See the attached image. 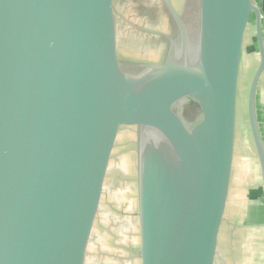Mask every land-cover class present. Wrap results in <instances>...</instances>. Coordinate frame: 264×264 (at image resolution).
<instances>
[{
	"label": "water",
	"instance_id": "1",
	"mask_svg": "<svg viewBox=\"0 0 264 264\" xmlns=\"http://www.w3.org/2000/svg\"><path fill=\"white\" fill-rule=\"evenodd\" d=\"M158 61L120 55L117 0H0V264H87L123 128L135 131L140 264H214L228 202L244 37L264 199L256 0H161ZM124 132V139L132 132Z\"/></svg>",
	"mask_w": 264,
	"mask_h": 264
},
{
	"label": "rangeland",
	"instance_id": "2",
	"mask_svg": "<svg viewBox=\"0 0 264 264\" xmlns=\"http://www.w3.org/2000/svg\"><path fill=\"white\" fill-rule=\"evenodd\" d=\"M146 1L117 0L116 11L120 31L119 52L125 59L158 61L161 58L164 46L162 50L161 47L159 49L150 47L148 45L150 41L145 40V32L140 28L156 25L155 21L160 17L165 23L168 20V27L167 24H164L166 26L163 29L169 32L172 31L171 21L161 2L159 0ZM183 1L172 0L177 10L181 9ZM256 2L259 4V0H256ZM149 9L151 11L155 10V18H157L155 21L150 18ZM255 45V24L252 16L244 37L238 82L232 174L228 202L219 230L214 264H264V199L261 194L259 198L253 197L256 189L262 193V184L258 160L249 131L246 106L247 92L251 80V71H248L249 52ZM259 119H261L260 116ZM260 130L264 141V125H260ZM128 131L132 132V138L128 136L124 139V132L128 134ZM134 140V129L123 128L113 151L105 199L106 205L108 204V207L111 208L110 221L114 220L115 215L117 216L120 211L118 199L122 198L125 201L134 199L135 203L137 202ZM261 199L262 201H260ZM255 203L258 205L262 203L261 215L263 219L261 222L258 221L259 218L254 216ZM259 211L257 209V214H260ZM94 241L95 238L90 246L87 264H92L90 258L92 257L91 252ZM137 249L138 247H136L135 255L138 264ZM102 252L99 251V253ZM106 256L110 258L111 255L107 253Z\"/></svg>",
	"mask_w": 264,
	"mask_h": 264
},
{
	"label": "crops",
	"instance_id": "3",
	"mask_svg": "<svg viewBox=\"0 0 264 264\" xmlns=\"http://www.w3.org/2000/svg\"><path fill=\"white\" fill-rule=\"evenodd\" d=\"M260 2L261 0H259V4ZM258 60L257 45H255L249 52L248 71H251V77L258 65ZM256 107L258 121L264 125V75L258 84ZM259 116L261 119H259ZM253 194L254 198H259L260 194L263 196V189L262 193L256 189ZM118 202L120 203V211L112 221L109 219L111 208L108 207V204L106 205V202L103 205L95 230V241L91 252L92 257L90 258L92 264H102L103 258H105L103 264H137L135 255L136 247L139 248V224L138 217H135L137 215V202L135 203L134 199L125 201L122 198L118 199ZM255 206L256 208L253 210L255 212L254 216L259 218L258 221L261 222L263 219L261 215L262 203L260 205L255 203ZM257 209L260 210V214H257ZM100 250L103 252L99 253ZM107 253L111 255L110 258L106 256ZM138 264H140L139 258Z\"/></svg>",
	"mask_w": 264,
	"mask_h": 264
},
{
	"label": "flooded vegetation",
	"instance_id": "4",
	"mask_svg": "<svg viewBox=\"0 0 264 264\" xmlns=\"http://www.w3.org/2000/svg\"><path fill=\"white\" fill-rule=\"evenodd\" d=\"M144 1H146V0H144ZM160 2H161V4H162V6H163V8L166 10V8H165V6H164V4L162 3V1L161 0H159ZM147 2V1H146ZM174 4V3H173ZM175 6V5H174ZM142 9V8H141ZM148 12H150V18L153 20V21H155L157 18H155L156 16H155V10L153 9L152 11L149 9L148 10ZM166 12H167V10H166ZM167 14H168V12H167ZM163 17V16H162ZM164 18H165V20H167L166 19V16H164ZM155 24L156 25H154V26H146V29H150V30H155V31H161V32H164V33H168L169 31L168 30H164L163 29V27H165L164 26V24H167V27H168V20L166 21V23H165V21L162 19V18H158V20L157 21H155ZM166 29V28H165ZM145 32V31H144ZM144 36H145V40H149L150 42H149V44L147 43V41H145V43H147L150 47H153V48H156V49H159V47H161V50L163 49V46H165V42H164V40L161 38V37H159V36H156V35H153V34H149V33H147V32H145V34H144ZM151 42H152V44H151ZM158 47V48H157Z\"/></svg>",
	"mask_w": 264,
	"mask_h": 264
},
{
	"label": "trees",
	"instance_id": "5",
	"mask_svg": "<svg viewBox=\"0 0 264 264\" xmlns=\"http://www.w3.org/2000/svg\"><path fill=\"white\" fill-rule=\"evenodd\" d=\"M261 9H262V13H263V39H264V0H261Z\"/></svg>",
	"mask_w": 264,
	"mask_h": 264
}]
</instances>
